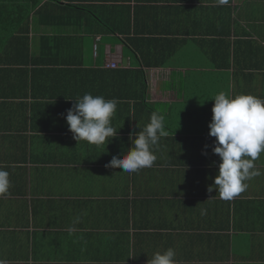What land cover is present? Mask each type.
<instances>
[{
  "label": "crops",
  "instance_id": "0c3cea01",
  "mask_svg": "<svg viewBox=\"0 0 264 264\" xmlns=\"http://www.w3.org/2000/svg\"><path fill=\"white\" fill-rule=\"evenodd\" d=\"M43 4L0 55V264H150L168 248L177 264H264V153L234 199L208 190L214 96L264 98V0ZM86 93L117 101L101 146L66 120ZM153 112L168 131L154 165L105 167Z\"/></svg>",
  "mask_w": 264,
  "mask_h": 264
},
{
  "label": "clouds",
  "instance_id": "9594fccd",
  "mask_svg": "<svg viewBox=\"0 0 264 264\" xmlns=\"http://www.w3.org/2000/svg\"><path fill=\"white\" fill-rule=\"evenodd\" d=\"M229 2L217 0L219 6ZM75 99L74 107L67 111L66 120L78 143L86 141L101 146L117 136L118 131L111 124L117 108L115 99L91 93ZM213 99L209 135L215 137L213 152L220 157V163L218 174L208 190L215 189L221 199L232 200L246 191L247 181L261 174L255 161L264 153V98L252 94L231 96L221 91ZM167 135L165 117L153 112L143 130L130 135L131 148L121 156H113L105 167H119L129 174L151 168L157 159L155 149L160 139ZM10 188V173L0 168V196L10 194ZM175 257V250L168 248L156 252L150 264H177Z\"/></svg>",
  "mask_w": 264,
  "mask_h": 264
},
{
  "label": "trees",
  "instance_id": "16d2710c",
  "mask_svg": "<svg viewBox=\"0 0 264 264\" xmlns=\"http://www.w3.org/2000/svg\"><path fill=\"white\" fill-rule=\"evenodd\" d=\"M40 5L41 0H0V55L9 44H17L20 39L26 38L32 11L46 8L45 4Z\"/></svg>",
  "mask_w": 264,
  "mask_h": 264
},
{
  "label": "built area",
  "instance_id": "2783aa9c",
  "mask_svg": "<svg viewBox=\"0 0 264 264\" xmlns=\"http://www.w3.org/2000/svg\"><path fill=\"white\" fill-rule=\"evenodd\" d=\"M110 66H111V67H116L117 64H116V63H112Z\"/></svg>",
  "mask_w": 264,
  "mask_h": 264
}]
</instances>
